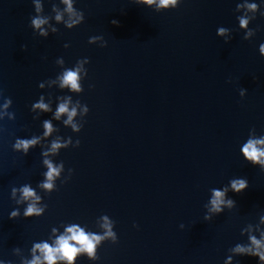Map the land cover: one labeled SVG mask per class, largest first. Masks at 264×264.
<instances>
[{
  "label": "water",
  "instance_id": "water-1",
  "mask_svg": "<svg viewBox=\"0 0 264 264\" xmlns=\"http://www.w3.org/2000/svg\"><path fill=\"white\" fill-rule=\"evenodd\" d=\"M236 2L183 0L156 12L135 0H78L85 21L71 30L59 25L43 38L29 26L31 0H0V88L16 113L14 121L0 122V256L18 259L13 248L27 253L61 221L91 226L107 213L119 241H106L95 264H223L227 249L244 239L240 228L264 211V172L239 153L249 128L264 132V56L258 51L264 17L257 16L250 26L260 29L244 40ZM221 25L234 29L228 43L216 35ZM91 35H103L107 47L89 44ZM58 56L67 64L90 58L79 94L90 108L86 123L78 134L61 126V134L79 136L81 144L56 158L75 171L45 197L43 216L9 219L11 186L35 184L43 170L39 147L23 156L11 144L16 135L41 130L30 104L41 91L59 92L38 88L59 71ZM240 87L248 90L243 98ZM233 176L249 180L245 191L229 193L237 206L204 221L209 189ZM236 259L257 264L252 256ZM77 264L93 262L81 257Z\"/></svg>",
  "mask_w": 264,
  "mask_h": 264
},
{
  "label": "clouds",
  "instance_id": "clouds-1",
  "mask_svg": "<svg viewBox=\"0 0 264 264\" xmlns=\"http://www.w3.org/2000/svg\"><path fill=\"white\" fill-rule=\"evenodd\" d=\"M31 3L34 14L30 16L29 26L34 35L39 37L47 38L50 34L58 33L59 25L71 30L86 19L85 11L77 7L78 0H48L50 10L47 12L45 0H31ZM182 3L183 0H135L136 5L150 7L156 12L176 9ZM234 11L238 22L237 30L243 32L244 40H251L260 25H250L257 16L264 17V0H237ZM111 23L119 24V21L113 19ZM233 31V28L221 25L217 27L216 35L228 43L233 39ZM88 43L103 48L107 47L108 41L103 35H91ZM63 46L68 48L70 44L66 42ZM21 47L26 49L27 45ZM258 51L264 56V42L259 43ZM89 63L90 58L87 56L77 58L71 64H67L63 56H58L55 64L59 66V71L54 77L38 83L41 90L58 89L59 92L54 94L52 91H41L38 98L31 102L32 119L40 121L41 130L26 136L16 135L11 148L26 156L32 149L39 147L43 170L40 172L41 179L35 184L29 181L11 186L9 196L15 206L8 212L9 219L43 216L48 209L45 197L71 180L75 170L71 167L66 169L65 161L56 158L61 150L78 148L81 144L79 136L74 138L73 135L61 134V126L78 134L86 123L85 118L90 108L79 99V94L85 90L84 81L89 75ZM88 87L93 88L95 85L89 83ZM247 91L240 87L239 96L245 97ZM12 105V97L5 95V90L0 88V122L16 119L15 111L10 110ZM46 113L50 116L41 119ZM4 132L5 127L0 123V135ZM239 153L244 161L264 172V132L258 133L254 126L249 128L246 139L239 145ZM248 187L249 180L246 176H233L222 186L211 187L208 199L203 204L204 221H211L225 210L234 209L237 204L229 193H241ZM115 226L116 221L107 213L98 215L91 226L79 220L61 221L59 225L51 226L46 236L33 240L27 253L17 246L12 249V255L18 259L0 256V264H77L81 257L95 264L100 260L98 250L106 241L118 243L119 236ZM133 227L139 228V225L133 222ZM184 227L181 223L180 228ZM240 236L244 239L227 249L223 264H240L236 259L239 256L256 257L257 264H264V211L258 213L255 222H248L240 228Z\"/></svg>",
  "mask_w": 264,
  "mask_h": 264
}]
</instances>
